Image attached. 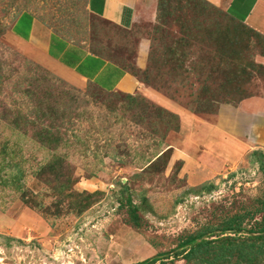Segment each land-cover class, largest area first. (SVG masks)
Wrapping results in <instances>:
<instances>
[{"label": "rangeland", "instance_id": "1", "mask_svg": "<svg viewBox=\"0 0 264 264\" xmlns=\"http://www.w3.org/2000/svg\"><path fill=\"white\" fill-rule=\"evenodd\" d=\"M153 1L152 19L126 31L92 16L86 0H0V264H134L235 217L245 231L264 225V152L251 146L255 152L247 153L243 138L260 123L247 113L233 115L238 101L214 104V115L185 108L226 90L236 99H264V36L231 20L228 0ZM23 12L59 36L99 46L94 53L142 82L150 48L165 82L169 68L163 65L175 60L166 59L164 49L178 55L183 40L192 45L188 58H180L184 67L209 75L206 55L213 48L203 29L216 26L225 41L222 61L232 57L249 77L243 74L236 86L222 76L214 92L203 83L206 76L192 73L186 84H171L175 106L139 94L133 101L91 83L77 88L13 36ZM142 42L146 65L137 70ZM223 63L217 69L227 71L230 63ZM151 104L176 114L179 130L146 114L137 123L134 117ZM44 138L55 139L56 148L41 144ZM55 158L62 160L51 169Z\"/></svg>", "mask_w": 264, "mask_h": 264}, {"label": "crops", "instance_id": "2", "mask_svg": "<svg viewBox=\"0 0 264 264\" xmlns=\"http://www.w3.org/2000/svg\"><path fill=\"white\" fill-rule=\"evenodd\" d=\"M153 4V0H86L87 11L92 16L126 31L132 30L140 22L151 20ZM258 7L260 0H228L226 9L229 12L233 10L239 16L243 14V17H234L244 20V24L264 36V24L261 20L264 17V4L260 9ZM12 33L16 40L29 47L34 59L43 62L52 73L74 87L81 88L92 83L105 93L139 94L161 106L162 103L175 106L169 99L141 83L122 66L94 53L93 51H98L99 46L92 47L85 42L59 36L42 27L31 13L23 12L16 18ZM147 50L146 42H142L137 49L135 64L141 70L146 65ZM230 110L233 115L238 112L247 113L254 118L255 124L260 123L253 124V132L243 138L248 144L247 153L254 151L249 148L251 146L264 152V99H246L237 108L231 107ZM223 112L226 111L218 115L219 122Z\"/></svg>", "mask_w": 264, "mask_h": 264}, {"label": "trees", "instance_id": "3", "mask_svg": "<svg viewBox=\"0 0 264 264\" xmlns=\"http://www.w3.org/2000/svg\"><path fill=\"white\" fill-rule=\"evenodd\" d=\"M203 2L210 5V3L206 0H203ZM225 12L227 16L234 22L246 26L249 29L255 31L256 33L262 35L258 31L244 24V20H238L237 18H235L226 9V7ZM203 30L207 38V44H209V46L213 48V51L208 52L206 55V67L211 70V73L209 75H203V69L198 68L196 66H189L188 68L184 67V62H181L180 58H188V56L192 53L189 48L192 45L188 44L186 40L182 41V53L178 55L173 52L170 48L164 49L163 55L165 56V58H171L175 60V62L171 66L167 64L163 65L164 69L169 68V72L166 73V79L169 80H166L165 82L161 81L162 75H160V71H158L159 69L156 66L157 60L155 59L156 51L154 46L150 48V52L148 55V63L146 65L147 67L142 72V74L144 75V82L140 80L137 74H133L128 69L124 67L123 68L127 70L136 79H138L141 83L149 85L153 90L164 95V97L172 101H176L177 98L175 97V94L171 91V84H175L177 83V81H182L186 84L192 73L195 74V77L199 76L203 79L206 76L203 83H206V85L208 86V90L211 89L210 91L216 92V89L213 88L217 85L216 80L222 76H231V79L227 82V84L240 86L243 82L242 80H240L243 79V74L248 75L249 77V74L246 73V66L242 67L241 65H239L240 67H238V65L234 63L233 58L230 56L226 59V61H222L221 57L219 56V53H222L221 49L225 41L221 31L216 26L204 28ZM188 37L190 38V36ZM195 51L198 52L197 55L200 56L201 53H203L202 48H198V50ZM199 60H201L200 64L204 65L202 62V58H199ZM223 62L230 63V65L227 64V71H220V69H217L223 64L224 66H226V64ZM192 67L194 68V70L191 69ZM136 69L141 70L137 67ZM237 71H239V75ZM235 94L236 93H233L230 90H226L225 95H223V97H221L219 93L217 95L213 93L209 97H207V99L196 103V106L194 104L187 103V105H185V108L195 115H214L216 114L217 109V106L214 104H219L221 102L228 103V101H238V103H241V101L247 99L246 97L236 99ZM238 94L243 95L244 92H240ZM126 96L131 98L133 101H137L139 99L137 97H134L133 95ZM144 104L147 105V103ZM235 106H237V104L234 105V107ZM149 109L150 110H142V112H140L136 117H134L135 121L137 123L141 122L142 115L146 114L153 120L162 119L161 123L163 124V127H165V129L169 131L179 130V117L176 114H173L167 111L166 109L158 107L154 104H151ZM39 141L41 144H46V146H53V149H55L56 145L58 144L57 141L53 138H44L40 139ZM254 152L255 151H253L252 153ZM163 155L164 153L161 154L158 158ZM61 160L62 159L55 158L49 163L50 168L55 169V167L61 162ZM55 180L57 181V179ZM23 200L25 204H31L29 200ZM135 211L136 210L134 209V212ZM263 233L264 225L260 228L259 231H245V229L242 227L240 218L235 217L225 223L220 229H206V231H200L195 235H191L185 238L177 245L175 249L168 252L156 254L151 258L145 259L134 264H165L167 262L173 264L174 262L179 260H182L184 264H264V237L261 236V234Z\"/></svg>", "mask_w": 264, "mask_h": 264}, {"label": "water", "instance_id": "4", "mask_svg": "<svg viewBox=\"0 0 264 264\" xmlns=\"http://www.w3.org/2000/svg\"><path fill=\"white\" fill-rule=\"evenodd\" d=\"M253 236H258V235H253ZM261 236H263V237H264V233H263V234H261Z\"/></svg>", "mask_w": 264, "mask_h": 264}]
</instances>
